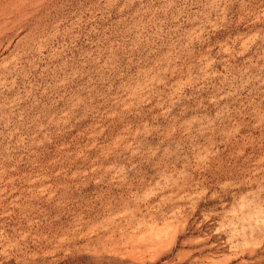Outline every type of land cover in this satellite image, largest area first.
I'll return each mask as SVG.
<instances>
[{
	"label": "rangeland",
	"instance_id": "1",
	"mask_svg": "<svg viewBox=\"0 0 264 264\" xmlns=\"http://www.w3.org/2000/svg\"><path fill=\"white\" fill-rule=\"evenodd\" d=\"M0 264H264V0H0Z\"/></svg>",
	"mask_w": 264,
	"mask_h": 264
}]
</instances>
